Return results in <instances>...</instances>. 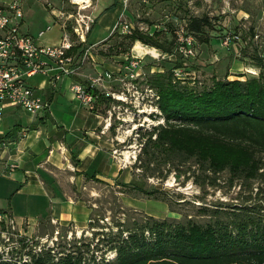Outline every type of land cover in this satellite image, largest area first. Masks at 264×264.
Masks as SVG:
<instances>
[{"label": "rangeland", "instance_id": "obj_1", "mask_svg": "<svg viewBox=\"0 0 264 264\" xmlns=\"http://www.w3.org/2000/svg\"><path fill=\"white\" fill-rule=\"evenodd\" d=\"M99 1L90 0V6L82 9L71 5L68 0H23L21 8L23 15L27 11L32 19L38 15L50 14L54 22L46 27L59 25L62 34L67 35L74 45H80L75 51L79 55L82 49L89 46L87 34L98 25L99 17L96 16L95 7ZM119 1L122 18L132 26V33L134 31L149 35L158 33L156 38L159 42H165L166 45L172 42L171 52L164 56L165 52L159 49L137 40L129 44L128 39H122L125 35L114 33L106 46H94L90 50L94 59L97 55L105 59L106 63L120 68L119 75L122 78L128 73V63L123 58L131 54L135 42L162 54L157 59L149 55L144 58L143 80L136 81L134 89L126 88L129 81L125 79V83L110 82L105 85L106 89L98 92L99 95H105L106 91L114 93V96H119L125 102L106 95L105 97H109L112 102L105 104L95 99V105H99L100 112L106 119L108 111L111 112L108 123L117 138L114 153L126 166L124 173L115 180L114 185L96 183L92 189L82 191V198L91 210L88 224L91 222L93 228L89 225L84 231H76L72 227L46 228L47 235H43L42 232L26 234L23 232L25 229L21 231L16 225L12 231L0 224L1 263L28 264L31 254L42 252L46 256L47 253L66 252L80 246L86 250L85 244L90 245L87 259L91 260L94 257L96 261L101 258L113 261L114 251L103 253L101 249L103 238L110 233L115 234L116 225L119 223L125 224L124 229L131 227L134 220L145 221L146 218L179 222L191 219L196 223H205L209 220L208 211L229 210L239 203L237 200L239 186L237 183L231 186L226 173L217 176L215 186L201 184L203 174L194 170L195 165L192 162L181 166L180 172L173 169L168 173L164 171L163 176H166L164 179L158 178V173L155 177H143L139 169L132 168L140 149L136 132H144L163 122L154 96L156 91L147 82L154 73L171 71L173 79L177 80L173 71L177 68L182 69L183 78L177 81L181 85L195 87L198 91L201 88L207 89L213 78L245 80L258 77L261 71L264 73V68L257 67L258 52L264 49V0ZM193 17H206L210 26L204 28L202 33L194 34L196 56L183 60L174 51L173 31L179 24H186L187 20ZM86 25L89 29L86 32V44H81L75 30L77 29L78 33L82 31L85 33ZM25 29L28 30L27 27ZM29 29L31 30V27ZM232 33L240 36L241 43L237 44L236 48H224L221 45L224 36ZM122 41L124 45L119 44ZM176 65L180 66L175 67ZM89 67H93L91 58L86 59L78 72ZM110 70L116 71L115 68ZM84 87L86 89L88 84ZM189 167L192 169L187 171ZM194 175H201L198 182L195 181ZM130 182L134 183V187L141 188L142 192L123 185ZM4 230L13 234L8 236L9 234H4ZM94 233L98 234L94 236ZM125 235L126 233L123 234ZM20 239L30 241L24 250H21Z\"/></svg>", "mask_w": 264, "mask_h": 264}, {"label": "trees", "instance_id": "obj_2", "mask_svg": "<svg viewBox=\"0 0 264 264\" xmlns=\"http://www.w3.org/2000/svg\"><path fill=\"white\" fill-rule=\"evenodd\" d=\"M208 26L206 17L186 22L193 35ZM156 36L158 33L134 31L122 39L171 52L172 42L166 45ZM257 67L264 68L259 58ZM147 82L156 91L163 122L136 132L140 149L132 168L139 169L143 177L158 173L164 179V171H179L192 162L194 170L203 174L201 184L210 186L226 173L229 184L239 186L238 205L208 211L205 223L146 218L134 220L125 229L119 223L115 234L103 238L101 249L103 253L114 251L113 261L87 259L90 245L85 244L86 250L80 246L46 256L31 254L29 264H264V73L245 80L213 78L207 89L199 91L181 85L171 71L154 73ZM90 92L97 102H112L103 94ZM200 176H195L196 182ZM123 185L142 192L132 182ZM88 225L93 228L91 222ZM19 242L23 250L27 243L24 239Z\"/></svg>", "mask_w": 264, "mask_h": 264}, {"label": "crops", "instance_id": "obj_3", "mask_svg": "<svg viewBox=\"0 0 264 264\" xmlns=\"http://www.w3.org/2000/svg\"><path fill=\"white\" fill-rule=\"evenodd\" d=\"M11 1L0 0V4ZM17 1L22 6L23 0ZM95 13L98 25L87 34V45L103 47L123 17L120 1L100 0ZM53 22L50 14L32 19L26 11L21 31L36 36ZM61 30L59 25L52 26L42 41L57 44ZM95 58L93 67L77 75L52 81L56 70L47 67L46 75L28 79L45 105L43 111L29 114L10 105L4 109L0 121V213L11 217L26 234L47 235L46 228L84 231L91 210L82 191L96 183L114 185L126 168L115 156L117 138L111 126L107 127L99 105L93 109L81 105L71 91L74 83L86 86L87 77L116 69L105 59Z\"/></svg>", "mask_w": 264, "mask_h": 264}, {"label": "built area", "instance_id": "obj_4", "mask_svg": "<svg viewBox=\"0 0 264 264\" xmlns=\"http://www.w3.org/2000/svg\"><path fill=\"white\" fill-rule=\"evenodd\" d=\"M68 1L71 5H76L82 9L90 6V0H88L89 2L87 0L80 2L77 0ZM22 18L23 13L19 1L14 0L6 4H0V121L2 120L6 105L21 109L29 114H37L43 111L45 105L36 94L35 89L28 83L30 77L38 74L46 75L49 71L47 67H52L56 70V74L52 75L51 80L56 81L62 76L79 74L78 70L87 58L94 60L90 52L91 46L86 47L83 53L81 52L78 55L72 52L77 45H74L69 37L64 34L61 35L57 44H45L42 38L46 33L50 32V26L39 31L36 36L25 34L21 31ZM88 30V25L85 26V33L84 31L78 33L77 29L75 30L81 44H86V32ZM132 30L133 28L130 24L122 17L119 18L115 33L129 36L132 34ZM173 34L175 53L183 60L193 59L196 56L195 38L193 33L187 30L186 24H179L173 31ZM239 43H241L240 36L232 33L224 36L221 45L224 48H236V45ZM144 47L148 48L147 46ZM133 48L131 49V54L123 58L128 63V67L125 66L128 69V73L127 75L124 74V78L119 75L121 72L120 68H116V71H105L91 77L89 76L87 77L88 89L77 83L71 85V91L75 99L81 105L93 109L96 96L90 91L102 92L101 89H106V84L110 82L125 83V79L129 81L126 88L134 89V83L138 80H143L144 73L142 72V67L144 58L149 55L153 59H157L162 54L155 49H153L155 54L146 51L138 53L133 51ZM164 56H168L167 53ZM258 58L264 64V49L258 52ZM184 65L186 66V64ZM182 72V69H175L173 71L174 77L177 80H181L183 78ZM126 90L129 91V89ZM104 94L106 96H114V93L108 91ZM154 96L158 100L157 94H154ZM118 97L115 95L114 99L125 102ZM108 114L106 121H109L111 118L110 111H108ZM107 127H110V123H107ZM0 224L5 229L13 231L16 222L11 217L0 213ZM57 233L56 231L55 234ZM4 234H9L8 236H10L13 232L9 233V231H5ZM24 242L27 243L26 249L30 241L24 239ZM34 254L38 255V253ZM25 255L29 256L27 253ZM30 260L29 257L28 261L30 262ZM24 262L28 263L27 261Z\"/></svg>", "mask_w": 264, "mask_h": 264}, {"label": "bare ground", "instance_id": "obj_5", "mask_svg": "<svg viewBox=\"0 0 264 264\" xmlns=\"http://www.w3.org/2000/svg\"><path fill=\"white\" fill-rule=\"evenodd\" d=\"M78 2L82 1V0H77ZM85 1V0H83ZM88 1V0H87ZM133 51L138 52V53H142L144 51L146 52H150L152 54L155 53V51L153 50V48H145L144 46H142L139 42L136 43V45L133 48ZM253 74V73H252ZM120 99V97H118Z\"/></svg>", "mask_w": 264, "mask_h": 264}]
</instances>
